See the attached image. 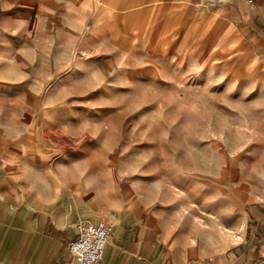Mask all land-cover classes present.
Wrapping results in <instances>:
<instances>
[{"label": "crops", "instance_id": "1", "mask_svg": "<svg viewBox=\"0 0 264 264\" xmlns=\"http://www.w3.org/2000/svg\"><path fill=\"white\" fill-rule=\"evenodd\" d=\"M97 1L103 9L94 18L91 33L85 34L87 42L113 7L127 3ZM81 2L86 9L92 0ZM10 3L0 0V8ZM132 15V31L115 38L123 41L121 59L115 62L122 76L119 84H172V65L186 58L185 48L199 32L190 55L202 65L226 42L243 43L249 72H259L245 80L243 87L264 115V0H135ZM173 17L179 25L175 36L171 34ZM4 53L0 50V57ZM144 67L154 76H145ZM137 72L140 76H135ZM83 73L91 77L86 66ZM11 84L9 76L0 74V103L24 105L19 118L0 112V264H78L67 243L76 236L74 225L81 219L113 223L104 255L93 264H252V243L232 253H226L231 247L226 239H219L220 248L218 239L205 244L201 224L180 209V194L172 198L159 192L162 185L169 190L170 184L165 185L157 170L148 172L138 160L135 174L125 175L123 155H109L123 154L125 146L106 144L101 138L111 135L115 116L95 120L100 123L83 118L77 124L75 113L62 111L57 107L59 100L50 98L53 93L42 97L38 90L20 84L25 91L17 97ZM80 137L91 142H77ZM210 175L217 180L216 171ZM258 184L261 191L255 199L261 201L264 168ZM232 214L234 210L229 209L227 215ZM251 216L264 225V205H254ZM259 254V264H264V239Z\"/></svg>", "mask_w": 264, "mask_h": 264}, {"label": "rangeland", "instance_id": "2", "mask_svg": "<svg viewBox=\"0 0 264 264\" xmlns=\"http://www.w3.org/2000/svg\"><path fill=\"white\" fill-rule=\"evenodd\" d=\"M96 1L85 9L81 0H10V6L0 8V50L6 52L0 57L5 60L0 74L11 78L17 97L25 91L20 84L42 97L53 93L50 98L59 100L62 111L75 113L77 124L83 118L100 123L95 120L115 116L116 126L109 128L112 136L101 138L125 146L123 154H109L123 155L125 175L135 174L138 160L148 172L157 170L165 185L170 184L169 190L162 185L159 192L172 198L180 194V209L196 217L205 244L208 239H226L231 246L226 253H232L252 243V264H259L264 225L257 224L251 208L264 205V200L255 199L264 168V115L243 87L257 72L250 73L246 66L243 43L226 42L202 65L190 55L196 32L185 48L186 58L172 65V84H119L122 76L115 62L121 59L123 41L115 38L132 31L135 0L113 7L87 42L85 34L91 33L103 9ZM176 20L173 17L172 36L178 33ZM84 66L90 68V78ZM144 69L145 76H154ZM158 75L163 77V67ZM23 106L0 103V112L19 118ZM80 140L91 142L89 137ZM213 171L217 180L211 179ZM229 209L234 210L230 217Z\"/></svg>", "mask_w": 264, "mask_h": 264}, {"label": "built area", "instance_id": "3", "mask_svg": "<svg viewBox=\"0 0 264 264\" xmlns=\"http://www.w3.org/2000/svg\"><path fill=\"white\" fill-rule=\"evenodd\" d=\"M76 236L67 243V250L78 264H93L100 261L113 230L109 220L92 221L81 219L74 225Z\"/></svg>", "mask_w": 264, "mask_h": 264}]
</instances>
